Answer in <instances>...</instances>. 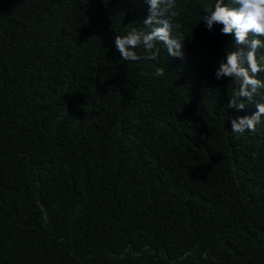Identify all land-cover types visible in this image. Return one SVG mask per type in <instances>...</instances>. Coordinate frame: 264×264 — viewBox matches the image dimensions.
<instances>
[{
	"label": "trees",
	"instance_id": "1",
	"mask_svg": "<svg viewBox=\"0 0 264 264\" xmlns=\"http://www.w3.org/2000/svg\"><path fill=\"white\" fill-rule=\"evenodd\" d=\"M215 2L177 0L183 59L129 63L146 0H0V264H264V122L231 132L264 90L226 107Z\"/></svg>",
	"mask_w": 264,
	"mask_h": 264
},
{
	"label": "clouds",
	"instance_id": "2",
	"mask_svg": "<svg viewBox=\"0 0 264 264\" xmlns=\"http://www.w3.org/2000/svg\"><path fill=\"white\" fill-rule=\"evenodd\" d=\"M149 5V15L143 21L145 27H132L124 35L115 37V49L122 61L137 62L141 59L156 60L163 45L168 56L184 58L185 36L182 31L184 25L177 22L180 13L177 0H146ZM233 6L225 0H216L213 6L205 9L203 23L212 31L215 25H222V35H233L235 45L233 50H226L225 57L219 62L215 72V79L229 78L235 85V91L230 96L227 108L243 110L246 98L249 103L264 90V80L258 74L264 73V0H231ZM143 48L145 55L137 53ZM163 68L157 67L153 75L164 76ZM257 111L250 116L231 119V132L243 135L256 132L257 127L264 120V102L257 103Z\"/></svg>",
	"mask_w": 264,
	"mask_h": 264
}]
</instances>
